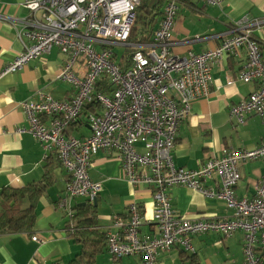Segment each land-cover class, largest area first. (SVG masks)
I'll return each instance as SVG.
<instances>
[{
  "label": "built area",
  "instance_id": "obj_1",
  "mask_svg": "<svg viewBox=\"0 0 264 264\" xmlns=\"http://www.w3.org/2000/svg\"><path fill=\"white\" fill-rule=\"evenodd\" d=\"M220 7L225 0H198ZM141 0H23L26 16L9 20L18 26L22 51L4 69L0 78L14 73L32 59L56 48L67 60L57 79L70 83V100H56L42 90L36 100L18 103L28 133L40 143L44 158L55 151L61 167L69 174L58 207L66 218L68 234L76 230L72 201L85 197L92 202L101 184L88 174L91 159L100 151L113 152L124 179L133 188L151 187L152 227L143 234L145 223L139 205L131 203L124 216H115L106 232L107 252L113 261L141 255L144 264H155L160 251L173 246L193 252L191 237L217 232L227 237L243 232V264H262L264 251V177L252 199H238L234 188L240 180L239 165L264 159V143L256 149L225 148L196 170L176 168L172 152L179 127L190 104L205 96L211 83V68L225 56L245 51V67L236 76L243 83L256 81L257 90L230 109L238 124L255 114L264 123V59L253 31L260 22L246 17L233 23L227 35L213 49L184 56L172 54L173 27L182 0H167L151 41L130 45L128 37ZM0 18H2L0 16ZM6 19V18H2ZM133 47L130 66L122 70L113 59L114 48ZM107 81L111 94L95 93L98 82ZM234 79L227 78V84ZM95 100L101 112L90 114V135L75 138L68 134L84 105ZM43 118L49 121L46 124ZM206 180L216 187H206ZM184 186L205 198L225 202L233 210L229 219H186L172 209L167 189ZM31 240L40 243L37 236Z\"/></svg>",
  "mask_w": 264,
  "mask_h": 264
},
{
  "label": "crops",
  "instance_id": "obj_2",
  "mask_svg": "<svg viewBox=\"0 0 264 264\" xmlns=\"http://www.w3.org/2000/svg\"><path fill=\"white\" fill-rule=\"evenodd\" d=\"M22 1L0 0V16L6 18H0V70L23 49L17 37L19 27L9 21L26 16ZM242 17L251 23L260 22L252 35L259 42L264 59V0H225L220 7L182 0L173 27L172 54L184 56L215 48ZM66 60L65 55L53 48L22 69L0 78V191L5 187H27L33 192L34 186H43L34 195L37 202L34 227L28 232H0V264H69L80 252V245L70 238L66 218L58 207L69 174L60 166L44 177L47 158L40 143L28 133H17L18 129L28 127L17 105L28 98L36 100V91L42 90L59 100L73 97L72 85L57 79ZM246 61L243 50L212 65L207 94L190 104L180 124L172 152L176 168L193 171L207 159L220 156L225 148L252 150L264 143V123L258 115H249L243 124L230 116V109L258 88L256 81L243 83L236 78ZM227 78L234 82L228 85ZM43 121L47 124L49 120ZM67 132L75 138H86L91 133L87 123L68 128ZM239 172L240 180L234 188L236 198H254L258 182L264 177V159L240 164ZM88 174L93 182L101 184L94 206L99 231L107 232L113 218L126 215L128 206L136 202L146 220L142 233L153 232L152 188H133L126 182L113 152L100 151L94 156ZM204 185L216 187L210 180ZM166 193L172 209L186 219L233 217V210L225 202L205 198L199 191L177 185ZM24 201L27 206L26 198ZM86 201L85 197L73 199V213ZM34 235L40 243L31 240ZM243 235L241 231L227 237L217 232L196 234L191 237L194 253H184L174 246L169 251H160L155 264H243ZM259 255L264 264V251ZM94 264L144 263L141 255L113 261L105 249L96 256Z\"/></svg>",
  "mask_w": 264,
  "mask_h": 264
},
{
  "label": "trees",
  "instance_id": "obj_3",
  "mask_svg": "<svg viewBox=\"0 0 264 264\" xmlns=\"http://www.w3.org/2000/svg\"><path fill=\"white\" fill-rule=\"evenodd\" d=\"M167 0H141L136 9L135 23L128 37L130 45L145 44L151 41L156 25L161 20L163 7ZM259 43V42H258ZM128 53L118 55L114 52L113 59L124 71L131 63L133 47H125ZM261 49V47H260ZM95 93L103 95L111 94V86L107 81L98 82ZM59 100V99H56ZM99 106L95 100L85 104L77 121L69 125L70 128L84 125L90 114H96ZM45 176L51 170L60 167L57 153L50 152L47 155ZM43 187V186H42ZM42 187L34 186L33 192L30 188L5 187L0 191V232H28L36 222V197ZM26 198L28 205L24 206ZM76 230L70 233L76 243L80 245V252L69 264H94L96 256L107 249L105 233L97 228V216L92 202L86 201L82 207L75 208Z\"/></svg>",
  "mask_w": 264,
  "mask_h": 264
},
{
  "label": "rangeland",
  "instance_id": "obj_4",
  "mask_svg": "<svg viewBox=\"0 0 264 264\" xmlns=\"http://www.w3.org/2000/svg\"><path fill=\"white\" fill-rule=\"evenodd\" d=\"M196 2H198V0H196ZM114 52L117 53L119 56L120 55H125L128 53V49H126L123 46H118L114 48ZM98 112H101L100 109L98 110Z\"/></svg>",
  "mask_w": 264,
  "mask_h": 264
},
{
  "label": "bare ground",
  "instance_id": "obj_5",
  "mask_svg": "<svg viewBox=\"0 0 264 264\" xmlns=\"http://www.w3.org/2000/svg\"><path fill=\"white\" fill-rule=\"evenodd\" d=\"M96 199V198H95ZM142 214V213H141ZM153 214V213H152ZM152 229H153V232L152 233H154L155 232V229H154V227H152ZM140 231H141V233H142V227L140 228ZM149 234H151V233H149ZM105 236H106V232H105ZM192 244V243H191ZM174 247V246H173ZM172 247V248H173ZM178 247V246H177ZM192 247H193V245H192ZM171 248V249H172ZM180 248V247H179ZM184 253H194V251L193 252H185L182 248H180ZM194 249V248H193Z\"/></svg>",
  "mask_w": 264,
  "mask_h": 264
},
{
  "label": "water",
  "instance_id": "obj_6",
  "mask_svg": "<svg viewBox=\"0 0 264 264\" xmlns=\"http://www.w3.org/2000/svg\"><path fill=\"white\" fill-rule=\"evenodd\" d=\"M92 203H93V205L95 206V205H96V199H94V200L92 201Z\"/></svg>",
  "mask_w": 264,
  "mask_h": 264
}]
</instances>
